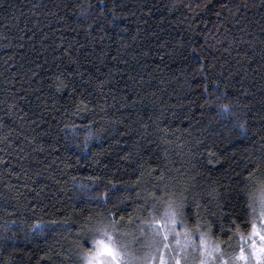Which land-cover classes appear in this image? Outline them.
Returning <instances> with one entry per match:
<instances>
[{"label": "trees", "instance_id": "16d2710c", "mask_svg": "<svg viewBox=\"0 0 264 264\" xmlns=\"http://www.w3.org/2000/svg\"><path fill=\"white\" fill-rule=\"evenodd\" d=\"M261 181L264 0H0V264L170 205L223 248Z\"/></svg>", "mask_w": 264, "mask_h": 264}, {"label": "rangeland", "instance_id": "374dc122", "mask_svg": "<svg viewBox=\"0 0 264 264\" xmlns=\"http://www.w3.org/2000/svg\"><path fill=\"white\" fill-rule=\"evenodd\" d=\"M259 196L255 199L253 208L256 210L253 211V219L251 227L247 233L243 234L240 237L239 241L235 243L233 240L227 242L223 248L219 247L215 241L208 236H205L206 245L209 252L213 248H218V251L212 255L205 257L201 254V251L196 249L195 246L199 245L201 233L192 234L189 233L188 228L185 227L178 217L179 223L176 226V231L180 232V236L177 237L174 233L169 234V248L165 249L163 247L162 235L158 237L161 240L159 248L151 246V234L158 229L155 227L156 221L165 217V214H162L159 218L155 219V222L151 227L146 229H141L140 227H133L129 231L118 234V238L126 245V251L128 253L127 259L129 264H161L163 259V264H176V260H180V264H200L202 259H207V264H256L255 259L251 258V244L255 240L256 244L259 245L260 241L258 237L251 236L252 224L255 223L258 230H264V224L261 223L260 212H259ZM166 230V229H165ZM165 230H159L161 233ZM185 232L189 234V239L192 243H189L186 247L183 246L185 242ZM195 235V236H194ZM98 237L96 233L93 238L89 241L88 250L84 253H88L92 247V241ZM181 240V245L176 244L177 239ZM241 248L244 249L246 257H249L248 260H239L237 257L240 255ZM81 264H84L82 259Z\"/></svg>", "mask_w": 264, "mask_h": 264}, {"label": "snow or ice", "instance_id": "6c2138e0", "mask_svg": "<svg viewBox=\"0 0 264 264\" xmlns=\"http://www.w3.org/2000/svg\"><path fill=\"white\" fill-rule=\"evenodd\" d=\"M221 115L227 116L230 114V109L227 106H224L221 110ZM255 199V197H253ZM259 212L261 223L264 224V181H261L259 186ZM182 205L179 207L169 206V210L165 212V217L156 221L155 227L157 231L151 234V246L159 248L161 240L158 239L162 235L163 247L165 249L169 248L167 241L169 240V234L174 233L177 237L180 236V232L176 231V226L179 223L178 217L182 215ZM252 207V205H250ZM256 209L253 208V211ZM121 219H123L121 217ZM114 225L115 221L110 225L101 224L97 227L96 232L99 238H96L92 241V247L88 253L82 256L84 264H129L127 259L128 253L126 251V245L114 235ZM111 229V230H110ZM166 229V230H165ZM159 230H165L163 233ZM198 230V229H197ZM185 242L183 246H187L189 243H192L188 238L189 234L185 232ZM205 233H201L200 242L198 246H195L196 249L201 251V254L205 257H208L218 251V248H213L209 252L206 245ZM251 236L258 237L260 244L257 245L255 240L251 244V258L255 259L256 264H264V230H258L255 223L252 224ZM178 246L181 245V240L178 238L176 240ZM239 260H248L249 257H246L244 249L241 248L240 255L237 257ZM163 264V259L161 260ZM176 264H180V260H176ZM200 264H207V259H202Z\"/></svg>", "mask_w": 264, "mask_h": 264}]
</instances>
